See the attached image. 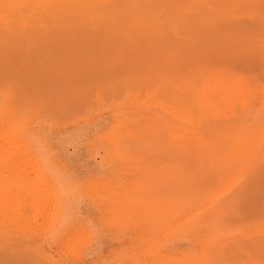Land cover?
Masks as SVG:
<instances>
[{"label": "rangeland", "instance_id": "obj_1", "mask_svg": "<svg viewBox=\"0 0 264 264\" xmlns=\"http://www.w3.org/2000/svg\"><path fill=\"white\" fill-rule=\"evenodd\" d=\"M77 1L80 4H83L82 2L84 0H75L73 3L75 4ZM96 1H99L101 7L105 9L102 10L100 7L98 10L92 11ZM176 1L178 0H166L164 2L165 4L163 5L162 10L165 9L166 13L161 17L163 18L164 16L170 14H175L176 16V13L182 9H184L185 15L177 17L175 20L173 19L174 17L171 16V22L168 23L167 27H162V25L159 24V26L156 27V30L160 31L153 32H147L144 27L142 28V26L129 27L130 31L123 33L125 31L123 26L125 25L123 23L125 19L123 17V12H125V10H132V12H136L140 17L151 16L155 18L158 16L152 8L155 7V5L160 4V1L88 0V2L91 3V7L87 5V7H90L87 8V11H89L88 17L89 19L94 17V22L88 20L86 25L82 26V29L77 28L78 31L76 30V32L71 33V23L62 21L60 13L71 6L70 2H72V0H0V56H6L8 60L14 62L19 61L23 63V65L25 62H29V66L32 69L38 70L40 76L44 77V80L48 81L47 85L48 83L51 84L52 87L57 88L59 93L63 91L65 85L72 84L71 94L76 92V95L79 94L82 96L83 100L77 104L73 103V107L67 108V110L71 111L66 112L67 110H64L67 113V116H61L62 118H60V120H63L61 122V127L64 125L68 127V129L61 128V130L65 129L62 130V132L61 130H57L60 137L72 133L73 134L71 136L73 137L74 135L72 139L74 145L76 146L77 144V148L74 150L73 147L69 146V149H71L68 154H70V158L72 157L71 162H73L75 167L79 168L84 166L93 172L92 175L99 172V161L101 160L100 155L97 154V151H94L96 150L94 149L95 147L91 146L95 140L94 135H96V132L99 129V131L108 130L109 127H111V114L114 111L112 109L114 107H119V105H117L118 103H121L120 105L129 104V99L126 97L128 95L127 93L133 95L134 99L141 95L140 98L143 102L141 100L140 101L142 104L147 103L144 102L145 98L147 101H150V97L153 95L148 96L146 93H140V86L142 83L140 78L141 72H138V67L141 70L152 66L155 67V65L161 67V64L170 60L173 55L178 56L187 52L190 44H198L200 42L198 40L205 35L211 39H217L218 36L219 38L226 36L225 38L231 37L229 42L225 43L223 46L219 45L216 49H218V52L220 53L229 52L232 59H227L224 55L220 57V59H215L214 61L217 63L214 64H216L215 67H217L218 72L217 75L213 74L209 77L206 76L209 73L207 68H205L206 65H203L204 67L202 66V69L196 72L202 75L198 79L206 76L205 78H209L210 80H218L219 78L217 76L223 75L224 73L227 74L228 72V74H231V77H229L227 81L230 79L236 80V78H243L241 73H244L248 64L250 65L248 69L249 71L255 70L256 73L258 72L259 77H262V72L264 71V57H262V55L264 53L261 52V50L264 49V43H256V41L260 40L258 38L259 35L257 34L263 31L264 11H261L258 8L259 6L256 4L259 2L264 5L263 0H246L247 2L243 4L240 3V0L239 6H241V10L235 11L233 13L234 16L232 17H228V15L221 10L223 5H214L211 3L214 5L212 6L208 2L193 7L189 4L188 0H180V3H176ZM237 2L238 1H236V5ZM197 3H199L198 0L195 4ZM78 12V8H76L75 15H78ZM98 12L100 14H98ZM102 12L106 13L104 16L105 19H102ZM91 14L93 17H90ZM113 15H115L114 20L118 22L117 24L113 23L110 19ZM100 19L103 20V23L99 22ZM175 22L182 25L179 30L177 29L178 31H174L173 29V23ZM210 24L214 28L216 27L214 31L211 30L213 27H210ZM116 25V28L112 27ZM243 26L249 27L245 30V28L242 29ZM163 28H165L166 35L168 37L165 36L166 39L161 40L159 39V33ZM236 28L238 30H236ZM244 30L247 33H245ZM199 32H201L202 37L198 36ZM203 32L205 34L204 36ZM211 32H213V34ZM234 32L235 35L232 34ZM130 33L132 34L131 38L135 37L137 42L130 39ZM125 34H127V37H123ZM173 35H176L174 40H172ZM155 40L157 41L156 47L152 45ZM176 46H178V48L174 50L173 48ZM253 49H255V51ZM74 52L77 53L75 54ZM238 52H243L244 54L241 53L239 56ZM76 56L78 57L76 58ZM80 58H82L83 61ZM128 59V63H130L129 66L128 63H124ZM173 60H175L173 63L177 62L176 57ZM252 60H256L257 62ZM98 62H101V67L98 69H102L105 74L107 73L106 75H101V78H104L103 82H105L102 86L99 83V75L95 73V70H87L90 69L89 66L94 67L95 65L93 64ZM87 71L89 73L88 75ZM90 72L93 75L90 74ZM27 75L30 76L29 74ZM40 76L37 75L35 78L38 80ZM109 78H112L113 81H109L110 83H107L106 79ZM97 82L98 84H96ZM80 83L81 85H85L84 87L86 88L85 90L83 89L82 94L78 88L79 86L81 88L84 87L83 85H79ZM152 84L154 85L153 79L147 80L142 84V87L145 90L146 87ZM97 85L98 87H96ZM74 86H77L78 88ZM93 86L95 87L93 88ZM103 86L107 89H104ZM109 86L115 88V91L111 93ZM89 87L90 89L93 88L92 91H95L96 88L97 90L95 92H92L91 90L89 91ZM101 90L104 91V93H107L104 94ZM97 91H99V94ZM96 92L97 95L101 96V98H99L100 101L97 100L98 98L96 96ZM57 93L56 95L58 96L59 93ZM75 94L72 95V97H76ZM182 94L184 95V92ZM57 96L54 98H57ZM59 96H61V93ZM58 98L56 99V102H58ZM114 102L117 103V106L115 105L111 108ZM102 103L105 104V109L108 107V110L106 109V111H104V107L102 105L103 110H99L101 108L100 104ZM84 105L85 107H81ZM258 106L259 107H257V109H260V104ZM88 107L90 108V111H88ZM95 108L96 111L100 112L99 114L98 112L93 111ZM144 108H147L149 111L156 112L155 107L151 104H146ZM63 109L65 108H62V110ZM106 112L108 115L105 114ZM92 113L95 115L94 117ZM160 113L162 112L160 111ZM239 113L241 114L242 112H238L237 114ZM245 114L246 113L244 111L243 115ZM97 116H99L97 119L100 120L96 119ZM138 116L140 115H136V117ZM65 117L67 120H65ZM79 118L82 119L80 120L82 125L79 126L80 128L77 127L74 129L72 126L73 124L71 123H74L77 119L79 120ZM92 118L93 121H90L89 124L84 123L86 120ZM167 119H169V117H167ZM170 122L178 129H189L194 131V133L190 134L192 138H195L197 134L200 135L203 133L206 134L208 138L228 136L227 134L230 133V128L233 129L235 126L244 124L242 120H239L237 116H234V114L231 113L226 115H221L219 113H209L204 115L202 112L198 113L197 116L190 115L187 119L182 120L170 118ZM64 123L69 125L67 126ZM147 123L148 122L143 121V119L137 118L133 120L130 125L131 129L130 131H127V135L125 134L127 139L129 138L128 140H130V138L134 135L131 140L136 141L135 148L137 149V154L133 155L134 158H137L135 159L136 165L131 170L136 171L137 175L139 174L136 177V180L139 181L140 179L139 193L142 196L144 195L143 197L146 199H153L151 201L152 204H154L153 207H156L154 210L156 211L158 206L161 209L163 206L169 207L168 199L170 198V195L174 196V198L171 197L172 200L174 199L178 201L182 198V193H184L183 195L186 197V191H191L192 194H194L193 196L198 197L200 200L197 199L198 201H195L196 204H193L194 206L190 207V209H184L181 214L183 216L180 215V217L184 219L188 216L192 217L194 213H201V215L199 214L200 216H197L198 223H200L201 227L196 224L197 221L195 220L196 222L194 221L195 223L191 224L192 226H185L186 228L182 231H177L174 232V234H171L168 232L169 229L166 226L165 220L163 221V218H160L161 220L159 219L157 222L153 221L154 224H152V222L149 224L145 222L144 225H140V229L142 231L139 229V232L136 235L137 239L135 238L133 241L134 244H132L131 242L133 239L129 238L130 232L128 230H124L125 235L123 233V236H120V232L122 231H119L114 226L112 227L109 225L105 221L106 218L102 219L103 215L97 209L90 207L91 205L88 203H84L82 204L84 205L83 207L89 205L85 208V218L87 223L91 224L89 225L93 231L92 234L94 233L95 235L87 241V244L89 242L91 243L88 244V249H86L87 245L85 243L84 246H82L83 248L81 247L78 251L80 255L73 252L74 254H67V256L66 254H63L65 246H44L43 248H46V252L51 254L48 255L47 253H42L40 251V246H38L37 242H26V240H21V238L19 239L20 241L16 242L13 240L8 246L0 247V260L3 261V264H59L58 261L61 260L59 258H64L63 261L67 264H70V261L71 264H130L132 261L129 259L136 251L139 256L143 255L140 259L141 261H150L151 263H154L157 261L155 259V254L159 253V250L163 256L169 255L172 250H177L183 253H188L190 250V253L198 257L208 254L210 260L212 261L208 264H264V229H261L264 228V159H257L259 164H255L258 163V161L253 160L247 165L245 170L241 169L242 172L239 171L238 174L224 175L226 170L222 168L221 173L216 172L214 174L208 171V165L200 166L197 163L190 161L189 158H187V155L185 157L183 151L178 148L179 146L177 145V142L179 140L177 138H169V133L166 134V131L162 130L163 128L158 120L155 119L151 125H148ZM85 124H88V126L86 127ZM69 126L72 127L70 128ZM81 126H85L86 128L83 127L82 129ZM91 126L93 128H91ZM139 126L141 129H139ZM220 126L223 128L227 127L229 129L226 128L221 130L219 128ZM74 130L77 132L75 133ZM86 130L89 131V133ZM81 132L83 133L81 134ZM79 135L83 137H80ZM76 137L79 138L77 139ZM192 138L191 140H193ZM86 141L89 142L87 143ZM183 141L185 142V140H182V142ZM191 144H193L192 141H190L189 146ZM81 147L82 149H80ZM76 151L79 152L77 153ZM71 153H75L76 155L73 154L74 156H72ZM94 157L97 158V160ZM258 165L259 168L255 170ZM85 173H87V170ZM171 191L178 194L179 199L176 198L177 196H175L176 194L174 195L173 192V194H171ZM239 196L241 197V199L239 198L238 200L239 202L237 201L238 203H233L231 210L222 214L221 211L223 208L232 203ZM158 201H160V204L157 203ZM87 209L88 211H86ZM188 210L192 213H188ZM98 217L100 218L98 219ZM101 221H103V223ZM143 226L146 227L144 228ZM214 226L218 227L220 232H223L224 236L209 239V229ZM193 227H195V229H193ZM205 227H207V229H204ZM199 230L203 231L201 232ZM188 231L191 235L189 233H185ZM25 233L28 234L27 231ZM102 236L104 238H102ZM150 238H153V240ZM143 239L144 243L142 242ZM148 240H150V244L148 243ZM143 244H146V246L144 247ZM130 245L132 246L130 247ZM146 247H149L150 249ZM81 250L83 251L81 252ZM121 251L123 252L121 253ZM114 253H117V255ZM81 254H83V256ZM115 255L117 257L120 256V258H117ZM79 258L80 260L82 258L83 259L81 261L77 260ZM156 264H160V262Z\"/></svg>", "mask_w": 264, "mask_h": 264}, {"label": "bare ground", "instance_id": "obj_2", "mask_svg": "<svg viewBox=\"0 0 264 264\" xmlns=\"http://www.w3.org/2000/svg\"><path fill=\"white\" fill-rule=\"evenodd\" d=\"M74 1L75 0H72V2H70L71 6L60 13L62 21L71 23V33L76 32L77 28L82 29V26H85L88 20L94 22L93 15L91 14L90 17L93 18L89 19V11H87V8L91 7V3H89L88 0H84L82 2L83 4H80L78 1L74 4ZM159 1L160 4H157L152 8V10L156 12L158 16L155 18L151 16L140 17L136 12H132V10H125V12H123V17L125 18L123 22L125 24L123 25L125 31L123 30V33H127L128 31H130L129 27L137 26H142V28L144 27L147 32L160 31L156 30V27L159 26V24H161L162 27H167L168 23L171 22V16L174 17L173 19L175 20L177 17H182L185 15V11L184 9H182L176 13V16L175 14H170L162 18L161 16L166 13L165 9L162 10V7L165 4L164 2L166 0ZM196 1L197 0H188L189 4L193 7L208 2L212 6L223 5L221 10L225 14H227L228 17L234 16L233 13L235 11L241 10V6H239L240 0H198L199 3L195 4ZM236 1H238L237 5ZM178 2L180 3V0L176 1V3ZM245 2L247 1L241 0L240 3L243 4ZM211 3H213L214 5ZM87 5L90 7H87ZM94 5L95 6H93L92 11L98 10L101 7L99 1H96ZM256 5L259 6L258 8L261 11H264L263 4H260L258 2ZM76 8H78L79 11L78 15H75ZM101 9L104 10L105 8L101 7ZM98 14L100 13L98 12ZM101 14L103 16L102 19H105L104 16L106 13L102 12ZM110 19L111 21H113V23H118L114 20L115 15H113ZM99 22L103 23V20L100 19ZM173 24L175 27H173L174 31H176L177 29L179 30L182 26L178 22H175ZM211 26L212 25L210 24V27ZM112 27L116 28L117 25ZM247 27L249 26H243L242 29L245 28L246 30ZM215 28L213 27L211 30L214 31ZM236 30L238 29L236 28ZM262 30L263 31L257 34L259 35L258 38L260 40H257L256 43H264V27L262 28ZM211 33L213 34V32ZM232 34L235 35V32ZM204 35L205 34L203 32V36ZM165 36H167L166 30L165 28H163L159 33V39L164 40L166 39ZM198 36L202 37L201 32H199ZM123 37H127V34H125ZM129 37L130 39H133V41L137 42L135 37L131 38V33ZM225 37L226 36L219 38L218 36V38L215 37L217 39H211L206 37L205 35L198 40L200 41L198 44H190L187 52H184L178 56L173 55L170 60L162 63L161 67L155 65V67L152 66L147 69L144 68L142 70L138 67V72H141L140 78L142 84L147 80H154V85H149L145 90L142 87L143 85L140 83V93H146L148 96L153 95L152 97H150L151 99L149 98L150 101H147V99L145 98L144 102H147V105L151 104L153 107H155V110L158 113H156L155 111H149L147 108H144L146 104H142L143 100H141L140 98L141 95L134 99L133 95L127 93L128 95L126 97L129 99V104L127 105H120L121 103L117 104L116 102H114L111 108H113L116 104L119 105V107H114L115 109H112L114 111L111 114V127H109L108 130H97L96 135H94V143L93 145H91L92 147H95L94 149L96 150L94 151H97V154L100 155L101 159L99 161V172L93 175V172L88 168L84 166L77 168L73 165V162H71L72 157L70 158V154H68L71 149H69V146L73 147L74 150H76L77 148V144L75 146L72 139L74 135L73 137L71 136L73 133L66 134L63 137H60L58 135L59 133L57 132V130H61V128L68 129V127L64 125L63 127H61V122L63 120H60V118H62L61 116H67L66 112L71 111L67 110V108L73 107V103H80L83 100L82 96H80L79 94L76 95V92L71 94L72 84L65 85L63 91L60 92L61 96H59L60 93L58 92L57 88L52 87V85L49 83L47 85L48 81L44 80V77L40 76L38 70L32 69L29 66V62H25L23 65V63L19 61L14 62L8 60L6 56H0V247L8 246L11 241L14 240L17 242L22 238L21 240H26V242H37L38 246H40V251L42 253H47L48 255L51 254H49V252H46V248H43L44 246H65V248L63 249V254L70 255L71 253L76 252V254L80 255L78 253L79 249H81V247L84 246L85 243L87 245L86 249H88V244L90 242L87 244V241L94 235V233L92 234L93 231L90 227L91 224L89 223V225L85 218V208H87V206L89 205H91L90 207L97 209L103 215L102 216L100 214L102 216V219L106 218L105 221L109 225H111L112 227L114 226L119 231H122L120 232V236H123V233L125 235L124 230H128L130 232L129 238L133 239L131 242L132 244H134L133 241L135 240L136 235L139 232L140 225H144L145 222H147L148 224L152 222V224H154L153 221L157 222L160 218H163V221L165 220L166 226L169 229L168 232H170L171 234H174V232L177 231H182L186 228L185 226L190 227V225L195 223L196 221V224L201 227L200 223H198L197 220V216L199 214L201 215V213H194L192 217L188 216L189 218L185 217L184 219L180 217L184 209H190V207L194 206L193 204H196L195 201L200 200L198 199V197L193 196L194 194H192L191 191H186V197H184V193H182L181 196L182 198H184H180V200L178 201L174 199L172 200L174 196L170 195V198L168 199L169 207L165 206V208L163 206V208L161 209L157 205L159 211L158 209L154 211L156 207H153L154 204H152L151 201L153 199H146L145 197H143L144 195L142 196L139 193L140 179L139 181L136 180V177L139 174L137 175L136 171L131 170L136 165L135 159L137 158H134L133 156L134 154H137V149L135 148L136 141L131 140L134 135L130 138V140H128L129 138L127 139V136H125V134L127 133V131H130V125L132 124L133 120L137 118L143 119V121L148 122V125H151V123H153L156 119L161 123L160 125L163 128L162 130H165L166 134L169 133V138H177L179 140L177 142V145L179 146L178 148L183 151L185 157L187 155V158H189L190 161L197 163L200 166L208 165V171L214 174L216 172L221 173V168L226 170V173L224 175H234L235 173L238 174L239 171L242 172L243 169L245 170L247 165L253 160L255 161L257 159H264V71L262 72V77H259L258 72L256 73L255 70H248L250 67V65L248 64V67L245 68L244 73H241L243 78H236V80L230 79L229 81H227L228 78L231 77V74H228L229 72H226L227 74L224 73L223 75L217 76L219 78L218 80H210L209 78H205L206 76L209 77L213 74L217 75V67H215L216 64H214L217 63L216 61H214L215 59H220V57H222L223 55L227 59H232L229 55V52L220 53L218 52V49H216L219 45L223 46L225 45V43L229 42V39H231V37ZM175 38L176 35H173L172 40H174ZM156 40L152 44L155 47L157 44ZM177 48L178 46L174 47L173 49L175 50ZM253 50L255 51V49ZM261 52L264 53V49L261 50ZM241 53L243 52H240L239 56ZM79 54L81 55V53ZM77 57L78 56H76V58ZM175 57L177 58V62L173 63L175 61L173 60ZM262 57H264V54L262 55ZM80 59L82 60V58ZM129 59L126 60V62L122 60L121 61L124 63H128ZM252 61L255 62L256 60ZM129 64L130 63H128V66ZM93 65L95 66H89L90 69L87 70H95V73L99 75V83L102 86L105 82H103L104 78H101V75H104L105 73L102 69H98L101 67V62L95 63ZM203 65H206L205 68H207L209 73L205 77H201V79H198L202 75L196 72L201 70ZM26 73L30 76H28ZM88 74L89 73L87 71V75ZM90 74L92 73L90 72ZM37 75L40 76L38 80L35 78V76L37 77ZM106 81L107 83H110L109 81H113V79L109 78L106 79ZM96 84H98V82ZM79 85H81V83ZM84 86L85 85H83V87ZM74 87L78 88L77 86ZM94 87L95 86H93V88ZM96 87H98V85ZM103 88L107 89L105 86H103ZM109 88L111 89V93L115 91V88H112L110 86ZM78 89L82 94L83 89L85 90L86 88H81L79 86ZM88 89L89 91H92L90 87ZM99 91H97L98 94ZM57 92L59 93V98L56 95ZM97 92V100L100 101L99 98H101V96L97 95ZM102 92L104 93V91ZM183 92L184 95L182 94ZM74 94L76 95V97H72V95ZM55 96H57L58 102H56L57 98H54ZM259 104L261 108L257 109V107H259ZM101 105L104 107L105 104L102 103L100 104V106ZM102 106L99 109L100 111L103 110ZM81 107H85V105ZM105 107L104 111H106V109L108 110V107L106 109ZM62 108L65 109L62 110ZM64 110L67 111L65 112ZM88 111H90V108ZM93 111H96V108ZM160 111L162 113H160ZM244 111L246 113L245 115H243ZM200 112L204 113V115L209 113H219L221 115L231 113L234 114V116H237L239 120H242L244 124L235 126L233 129L230 128L231 130L229 131L230 133L227 134L228 136L208 138L206 134L203 133L200 135L197 134L195 138H192L190 134L194 133V131L189 129H178L170 122V118L182 120L187 119V117H189L190 115L197 116ZM238 112H242L243 114H237ZM99 113L100 112H98V114ZM105 114H107V112ZM136 115L140 116L136 117ZM94 116L95 115H93V117ZM99 116H97L96 119ZM167 117H169V119H167ZM65 120H67L66 117ZM80 120L82 119L79 118V120L77 119L74 121V123H71L73 124L72 126L74 127V129H76L77 127L80 128L79 126L82 125ZM90 121L92 122L93 118L86 120L84 123L89 124ZM88 124H85L86 127L88 126ZM91 128L93 127L91 126ZM219 128L222 130L226 129L227 127L223 128L222 126H220ZM139 129H141L140 126ZM76 132L77 131H75V133ZM87 132L89 133V131ZM82 133L83 132H81V134ZM191 138L193 140H191ZM182 140H185V142H182ZM130 141L133 143H131ZM190 141H192L193 144L189 146ZM86 142L88 143L89 141ZM80 149H82V147ZM73 154L76 155L75 153ZM73 154L72 156H74ZM95 159L97 160V158ZM255 164H259V161ZM258 168L259 165L257 166V168H255V170ZM86 170L87 173H85ZM172 192L173 191H171V194L174 193ZM175 194L176 193H174V195ZM175 196H177L176 198H178V194H176ZM239 198L241 199V197L239 196L232 203L224 207L221 213L224 214L225 212L230 211L233 203L235 204V202H237ZM84 203H88L89 205L83 207L84 205L82 204ZM157 203L160 204V201H158ZM86 211H88V209ZM189 212L190 211L188 210V213ZM99 218L100 217H98V219ZM101 222L103 223V221ZM143 227L145 228L146 226ZM193 229H195V227H193ZM204 229H207V227H205ZM26 231L28 232V234L25 233ZM209 231V239H215L216 237L219 238L221 236H224L223 232H220L218 227L214 226L213 228L209 229ZM185 233L188 234L189 231ZM102 238L104 237L102 236ZM151 240H153V238ZM149 241L150 240H148V243L150 244ZM142 242L144 243V239ZM131 246L132 245H130V247ZM145 246L146 244L144 245V247ZM82 251L83 250H81V252ZM122 252L123 251H121V253ZM117 253L114 254L117 255ZM81 255L83 256V254ZM155 255V259L157 260H155L156 262H144L140 260L143 255L139 256L138 252L136 251L129 259L132 261V263H129L156 264L160 262V264H208L212 262L208 254H204L203 256L198 257L190 253V250L188 253L172 250L169 255L164 254L165 256H163L159 250V253ZM118 257L120 258V256ZM59 259H61L60 261H58L59 264H67L63 261L64 258ZM77 260H80V258ZM0 264H3V261L0 260Z\"/></svg>", "mask_w": 264, "mask_h": 264}]
</instances>
